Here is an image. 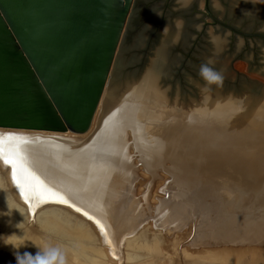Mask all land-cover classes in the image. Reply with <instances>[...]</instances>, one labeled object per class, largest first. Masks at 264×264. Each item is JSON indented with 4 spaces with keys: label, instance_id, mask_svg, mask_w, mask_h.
Segmentation results:
<instances>
[{
    "label": "rangeland",
    "instance_id": "rangeland-1",
    "mask_svg": "<svg viewBox=\"0 0 264 264\" xmlns=\"http://www.w3.org/2000/svg\"><path fill=\"white\" fill-rule=\"evenodd\" d=\"M203 1L201 0L199 8L189 10L190 15L199 17V30L205 24L206 28L213 30L216 26L225 34H228L226 45L224 44L227 66L229 65V68L233 66L234 71L239 73V77L245 75L264 82V74L257 72L263 67L262 60L257 57V62H255V56H258L255 48L258 44L263 45L264 48V11H261V16H263L261 25L251 26L246 30L237 22L234 23L220 18L223 22L232 24L238 30L258 33V35L243 36L233 30L214 24L205 12ZM171 2L172 0H142L138 3L136 8L138 16L133 18L135 22L133 29L135 34H139L144 27L147 28V32L143 35V38H145L143 44L150 42L155 49L158 44L154 43V38L157 37L159 31H162L163 26H168L169 18L177 19L170 10L174 8ZM153 7H156V17H150L149 15ZM238 38L241 41V48L235 51V43H237ZM190 44L194 47L193 42ZM189 50H191L190 52L193 51L192 48ZM185 53L186 57L178 48H173L172 54L190 59L189 52L185 50ZM148 58L151 59L152 55H148ZM137 59L139 61L143 60V53L137 54ZM238 61L246 63L244 70L234 67V63ZM145 66L146 64L142 65V71ZM137 68L139 67L135 66L128 68L126 71H134ZM114 69L116 71V68ZM229 71L231 70L229 69ZM136 77L124 79L125 86L133 85L131 86L132 91L138 85V75ZM119 81L122 82L123 80ZM112 85L115 86L116 83ZM112 85H106L108 91L105 100H103L106 104L104 106L107 107L110 103L109 106L111 107L112 114L107 109L108 114L104 116L108 119L107 123L109 116L113 117L116 114L114 110L118 108V105H122L118 109L119 112L122 108L127 107L124 104H126L125 101H127L128 92L130 91L126 89L127 87H124L126 91L120 89L123 93L115 92L114 94L113 89H111ZM168 85L171 86L169 82ZM119 87H121V84ZM153 94L156 106H149L148 103L146 106V103L139 102L144 103L145 108L138 118L142 122L145 119L146 125H150V129L146 130L148 132L147 139H139V141H142V145L138 143V137H136L137 127L132 131L128 127L131 118H127L129 124L123 129L124 142L120 146L121 151L112 154L111 160L115 161H110L109 164L99 167L90 165L86 169L87 171L77 167L76 172L80 175L79 186L87 191H93L92 195L98 206L87 212L88 216H85L84 212L77 211L76 208L68 209V211L73 215L77 213L75 216L79 220L81 219L86 231H90L97 235L99 240L104 241H101V245H103V253L107 254H105L106 258L102 259V263L98 260L94 264H125L123 262L124 240L134 236L137 227L141 223L144 224L143 222H145L148 229H163L162 232L166 237V242L168 241L167 246L169 247L167 249L174 256L173 259L177 264L181 262L184 264L186 257L189 255H204V253L210 252L214 254L224 252L228 256L233 253L234 256H232L233 254L230 255L232 262H236L237 259L242 257L240 259L245 260L242 262L243 264H254L251 259L264 260V156L252 155L255 158L246 161H243L244 158H240L239 155L237 158L222 159V156L224 157L225 153L230 150L225 147L217 148L216 140L211 144L209 143V145L204 140L194 141L191 137L194 133L190 131L192 127L188 131V136H190L188 143L178 141L179 133L172 131V128H169L170 131L162 128L161 134L156 137L153 132L156 126L151 128L149 120H154V117L158 119L161 111L165 115L166 125H173L179 119L178 116L184 119L182 122L188 124L187 121L194 114L193 112L199 109V106L195 104L196 100L193 98H191L190 103L182 101L176 103L179 100L176 98V101L172 104L169 96L163 90L153 92ZM101 102L102 97L99 103ZM132 102L136 104L137 98H134ZM209 104L212 106V103ZM127 111L125 108L123 113ZM201 111L203 110L199 109L197 113L200 114ZM199 114H197L198 118L192 117L191 120L200 121L201 118L206 120V115L202 117V114ZM157 119L155 120L160 122ZM189 122V124L194 125L191 121ZM93 123L94 120L91 124L92 128ZM91 127L90 129H92ZM90 129L84 134L76 135L0 128L2 131L17 132L23 135H39L46 137L47 140L51 138H73L76 139V142L77 139L78 142L82 141L89 131L91 132ZM160 137L161 139H159ZM198 137L199 135H197ZM143 140H147L149 144ZM258 141L259 143L254 147L257 149L256 153L261 151L259 145L264 147V143L260 142L261 140ZM144 143L149 147L148 150L144 147ZM169 147L171 150H163V148L168 149ZM248 156H250L249 153ZM84 176L91 180L88 182L89 188L86 186L87 182ZM85 204L89 207V204ZM79 205H82V203H79ZM88 207L85 206L87 210L90 209ZM46 217L49 218L52 224L60 228H67L54 216L47 215ZM89 217L92 218L89 219ZM158 221H162V223ZM29 225L33 226L34 223L30 221ZM18 229L13 225L11 215L0 203V264H16L15 252H19L21 255L28 252L35 256L38 252L43 254L44 249L48 247L59 248L65 256V264H78L72 260L73 254L69 248L52 239L50 240L51 237L44 234L45 232H34L33 236H30L28 228L20 226ZM12 234H14V239H19L24 243L18 249L13 248L10 244H4L6 236ZM260 264H264V261Z\"/></svg>",
    "mask_w": 264,
    "mask_h": 264
},
{
    "label": "water",
    "instance_id": "water-1",
    "mask_svg": "<svg viewBox=\"0 0 264 264\" xmlns=\"http://www.w3.org/2000/svg\"><path fill=\"white\" fill-rule=\"evenodd\" d=\"M140 1L0 0V128L72 134L88 131L115 65L117 84L152 66L168 96L179 95L182 102L190 103L192 97L197 99L206 91L236 97L264 93L259 81L239 77L233 66H227L224 44L228 34L205 24L199 30V17L190 15L189 10L199 8L201 0L186 5L172 0L174 8L170 10L177 19H168L166 33L159 31L155 49L150 42L143 44L147 28L134 33L133 18L138 16ZM216 1H203L214 24L243 36L258 35L238 30L220 18L237 22L245 30L259 26L264 4ZM155 10L151 9L150 17H156ZM217 35L221 41L215 43L211 38ZM260 47L255 48V62L257 57L262 60ZM173 48L185 57L187 50L191 58L172 54ZM240 48L238 38L234 50ZM139 53H143L141 61ZM135 66L139 68L126 71ZM203 67L220 80L209 82L201 73Z\"/></svg>",
    "mask_w": 264,
    "mask_h": 264
},
{
    "label": "bare ground",
    "instance_id": "bare-ground-1",
    "mask_svg": "<svg viewBox=\"0 0 264 264\" xmlns=\"http://www.w3.org/2000/svg\"><path fill=\"white\" fill-rule=\"evenodd\" d=\"M177 1L183 5H186L189 3L190 0ZM252 1L261 4L264 3V0ZM162 31L166 33L168 31V27L163 26ZM211 39L215 43H217L219 40L221 41V38L218 35L212 36ZM260 49L263 67H261L257 72L264 74L263 45H261ZM234 65V67H237L240 70H244L246 68L245 62L238 61L234 63ZM111 72V77L106 84L107 86L115 84L114 72L116 74V71L115 69H113ZM132 77L136 76H131L127 78L129 79ZM138 79V85L136 86V89L133 88V91L131 87L133 85L125 86L124 81L121 84V87H119L120 84L117 83L115 86L112 85L113 87L111 89H113L114 94L115 92H122L120 89H124V87H127L126 89H129L130 91L128 92L129 96L126 95L128 96V98L126 99L127 101H125L126 104H124L125 106L127 105V107L122 108V110L119 112L118 109L119 107L121 108L122 105H118V108L114 110V113L116 114L113 117L109 116L108 123V119H106L107 117H104L108 114L107 109L109 110L110 114L112 113L110 110L111 107L109 106L110 103L107 107L104 106L105 103L103 102V100H105L104 98L107 96L106 92L108 91V88H106L105 86L103 90L104 95H101L102 102L99 103L98 109L96 111L97 113H95L96 116L94 115L95 119H93V128L90 126L92 128H89L91 132L89 131L88 135L80 142H78V139L76 142V139L73 138H51L47 140L46 137H41L39 135H23L17 132L0 130V138L7 137L8 135L20 136L25 138L27 142L21 144L20 146L21 155L24 156L29 167L46 184H48L50 187L57 191L64 192L67 194L69 204H62L57 202L41 203L35 199H25V197L21 194L19 186L13 180L12 166L6 162L7 157H0V203L11 215L12 223L17 229L20 226L25 227L26 229L28 228L30 230V236H33L34 232H45L44 234L51 237L50 240L52 239L53 241L69 248V250L73 254L72 260L74 262L76 261L78 264H94L98 260H100L101 262L106 258L105 256L107 254L105 253V255L103 253L104 249L102 250L103 245H101L102 239L99 240V237L97 235L91 233L90 231H86L83 226V223L81 222V219L79 220L78 217L75 216L77 213L74 212L75 215H73V213L68 211V209L71 210L72 208H80L82 209L81 212L83 213L89 212L94 207L98 206L96 204L97 201L92 195L93 191H87L85 188L83 189L79 186L78 182L80 179V175L78 172H76L77 167H79L81 170H86L90 167V165H92L93 167H99L102 165L109 164L110 161H115L113 159L111 160L113 156L112 154L116 153L117 151H121L120 146L124 142L123 129L126 127L127 124H129V122H127V118H131L128 127L131 128L132 131L135 127H137L138 132H136V137H138V143L142 145L143 143L142 141H139V139H147L146 136L148 132L146 130L150 129V125H146L145 119L142 122V120H139L138 118L139 114H142L144 112V103H146V106L147 103L149 104V106H156L155 96L153 92H157L159 90L160 92L161 90H163L168 96L167 88H164L160 84V76L157 72H154L152 66L147 67L144 72H142L138 76ZM259 83L263 91L264 82L259 81ZM134 98H137L136 104H133L132 102ZM169 98L170 102L174 104L176 98L179 99V95H175L172 97L169 96ZM192 98L196 100L195 104L199 106V109L203 110L199 114L197 113V111H199V109H197L198 107L195 108L197 109L196 112H193L194 114L189 118V121L194 123V125L189 124V121H187L188 124H185L186 122H182L184 121V119L180 116H178L179 119L175 121L173 125H166V119H164L165 115L163 111L160 110L161 112L159 113L158 119L154 117V120H149L151 122V128L156 126V128L153 130L154 135L156 137L157 135L161 134L160 132L162 131V128H165L166 131H170L169 128H172V131L174 130L175 132L179 133L177 139L178 141L180 140L185 141V143H188L190 141L188 131L189 129H191L190 127H192L190 131H193L192 133H194L193 135H191L194 141L204 140L209 145V143L211 144V142L216 140L217 148L225 147L226 149L230 150L225 153L224 157L222 156V159L230 157L237 158V156L239 155L241 156L240 158H244L243 161H246L250 158L254 159L255 156L252 155H258L262 157L264 156L263 146L259 145L261 147L260 153H256L257 149L254 148L259 143L258 140H261L260 142L264 143V93L262 95L259 94L256 97H249V95H242L236 97L231 95L222 96L221 94L212 95L206 91L199 98ZM140 101L144 103L141 104L139 103ZM179 102L180 100H178V102L176 101V103ZM209 103H212V106H210ZM125 108L128 111L123 113ZM197 114H202V117H204L203 115H206V120L202 118L200 119V121L191 120L192 117L198 118ZM155 119L160 122H157ZM116 122L118 123V125H116ZM196 134L199 135L198 138ZM220 136L222 137L219 139ZM212 137L214 138L212 139ZM159 139H161V137ZM143 141L148 143L147 140ZM253 142L255 143L253 144ZM146 143H144V147L148 150L149 147L146 145ZM247 146L248 148H246ZM170 147L168 149L163 148V150L169 151L171 150ZM248 153L250 156H248ZM115 159L117 160V158ZM86 177L85 180L87 182V185L85 183L83 184L88 187V182H90L91 180ZM79 203H82V205H79ZM85 203L89 204L90 209L87 210V208H85V206L88 207V205H86ZM97 213L98 212L96 211V214ZM47 215L54 216L61 223L65 224L67 228H60L55 224H52L49 218L46 217ZM30 221L34 223V227L29 225ZM143 223L144 224L141 223L137 227L135 235L132 233L134 236L124 240L125 247L123 246V262L125 264H177V262H175L173 259L174 256H172V253L170 254L169 250L167 249V247L169 246H167L168 241L166 242V237L162 232L163 229H148L146 227L147 225L145 224V222ZM237 254L239 255V253ZM230 255L228 256V254L226 255L224 254V252H219L215 254L210 252L206 254L204 253V255L194 256L189 255L186 257V261L184 260V264H243L242 262L245 261L243 259H240L242 258L240 257L239 259H237L236 262H232ZM232 256H234V254ZM251 261L254 264H260L264 260L257 261V259H251ZM179 264L183 263L181 262Z\"/></svg>",
    "mask_w": 264,
    "mask_h": 264
},
{
    "label": "snow or ice",
    "instance_id": "snow-or-ice-1",
    "mask_svg": "<svg viewBox=\"0 0 264 264\" xmlns=\"http://www.w3.org/2000/svg\"><path fill=\"white\" fill-rule=\"evenodd\" d=\"M25 142V138L20 136L8 135L0 138V157H7V163L12 166L13 180L19 186L21 194L25 199H35L41 203L69 204L66 193L50 187L29 167L20 151L21 144ZM76 210L81 211L79 208ZM83 214L88 216L87 212Z\"/></svg>",
    "mask_w": 264,
    "mask_h": 264
},
{
    "label": "clouds",
    "instance_id": "clouds-1",
    "mask_svg": "<svg viewBox=\"0 0 264 264\" xmlns=\"http://www.w3.org/2000/svg\"><path fill=\"white\" fill-rule=\"evenodd\" d=\"M201 73L209 82H216L220 80V77L213 74L207 67H203L201 69ZM4 244H10L13 248L18 249L24 243L19 241V239H14V234H12L6 236ZM14 256L16 264H65V256L63 252L59 248L53 247L45 248L43 254L38 252L35 256L28 252H25L23 255L19 252H15Z\"/></svg>",
    "mask_w": 264,
    "mask_h": 264
}]
</instances>
